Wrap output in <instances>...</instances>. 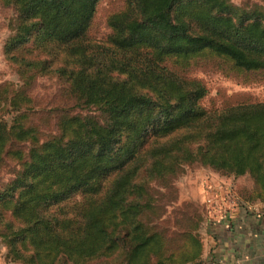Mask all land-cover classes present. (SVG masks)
Here are the masks:
<instances>
[{
    "label": "trees",
    "instance_id": "obj_1",
    "mask_svg": "<svg viewBox=\"0 0 264 264\" xmlns=\"http://www.w3.org/2000/svg\"><path fill=\"white\" fill-rule=\"evenodd\" d=\"M101 0H0L12 9L3 55L19 83L0 86L4 259L17 264H202L199 214L176 230L158 225L184 165L247 174L243 201L264 203V101L206 109L210 67L264 81V0H122L108 32H88ZM54 76L71 104L34 108L28 91ZM72 108H93L81 114ZM48 113L55 132L33 123ZM173 199V196L170 197ZM199 227V224H198Z\"/></svg>",
    "mask_w": 264,
    "mask_h": 264
},
{
    "label": "rangeland",
    "instance_id": "obj_2",
    "mask_svg": "<svg viewBox=\"0 0 264 264\" xmlns=\"http://www.w3.org/2000/svg\"><path fill=\"white\" fill-rule=\"evenodd\" d=\"M235 4L244 2H260L259 0H230ZM122 0H101L95 8L94 17L89 29V36L95 41L104 40L108 28L105 26V16L119 8ZM12 16V9L0 5V86H5L8 90L14 88L19 79L16 66L10 63L3 55V43L9 34L8 20ZM189 74L200 79L206 86L207 93L200 100V104L206 109L219 108L223 104H233L241 101H264V81L243 82L237 76H224L220 72L210 67H198L190 70ZM32 98L33 106L38 107H65L67 111L71 104L65 85L54 76H40L36 79L34 86L30 85L28 91ZM38 106V107H37ZM72 111L81 114H96L93 108H72ZM33 123L38 125L40 137L46 138L55 132L52 117L46 112L37 111L33 116ZM17 169L14 161L5 159L0 167V184H3L12 177L14 170ZM153 189L159 190L164 196L159 204L162 205V215L157 219L159 226L176 230L178 225L184 224L187 216L199 214L201 221L196 233L200 237L202 249L206 247L213 249L212 243L208 244L209 237L212 235L216 222L213 217L218 214L221 216L223 211H236L242 207V203L249 204L251 211H255L252 204H258L256 208L260 211L264 203L259 201H243L250 194L253 183L251 178L245 174L240 176H227L219 174L207 167H202L197 163L184 165L183 170L173 179L171 188L173 193H169L170 188H160L151 185ZM173 196V199L170 197ZM223 196V197H222ZM211 200L216 203L215 208L207 202ZM210 201V202H211ZM211 210L216 213H212ZM232 212V213H233ZM210 223V225L208 224ZM209 226V227H207ZM212 226V227H211ZM208 228V229H206ZM215 234V231H213ZM210 242V241H209ZM4 245L0 240V264H17L4 259ZM201 249V250H202ZM215 250V249H214ZM214 250L207 254L213 259ZM205 253V252H204ZM201 251V255L202 256Z\"/></svg>",
    "mask_w": 264,
    "mask_h": 264
},
{
    "label": "crops",
    "instance_id": "obj_3",
    "mask_svg": "<svg viewBox=\"0 0 264 264\" xmlns=\"http://www.w3.org/2000/svg\"><path fill=\"white\" fill-rule=\"evenodd\" d=\"M248 205L243 202L236 211L221 216L214 212L213 221L218 222L207 241L213 249H202V264H264V206L257 211L258 204H252L255 211H251ZM213 250L212 259L207 252Z\"/></svg>",
    "mask_w": 264,
    "mask_h": 264
},
{
    "label": "built area",
    "instance_id": "obj_4",
    "mask_svg": "<svg viewBox=\"0 0 264 264\" xmlns=\"http://www.w3.org/2000/svg\"><path fill=\"white\" fill-rule=\"evenodd\" d=\"M223 197V196H222ZM211 200H207V202H209L210 204L209 205H211L212 204V208H213V206H214V208H215V205H216V203L215 202H213V201H211ZM211 212L213 213L214 211L213 210H211ZM224 212V211H223Z\"/></svg>",
    "mask_w": 264,
    "mask_h": 264
}]
</instances>
